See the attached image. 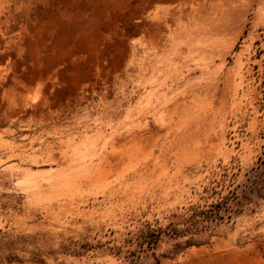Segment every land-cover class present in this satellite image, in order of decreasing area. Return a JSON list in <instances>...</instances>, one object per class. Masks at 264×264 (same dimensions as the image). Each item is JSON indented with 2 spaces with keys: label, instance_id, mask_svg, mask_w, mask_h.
Instances as JSON below:
<instances>
[{
  "label": "rangeland",
  "instance_id": "rangeland-1",
  "mask_svg": "<svg viewBox=\"0 0 264 264\" xmlns=\"http://www.w3.org/2000/svg\"><path fill=\"white\" fill-rule=\"evenodd\" d=\"M0 264H264V0H0Z\"/></svg>",
  "mask_w": 264,
  "mask_h": 264
}]
</instances>
